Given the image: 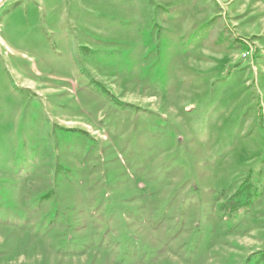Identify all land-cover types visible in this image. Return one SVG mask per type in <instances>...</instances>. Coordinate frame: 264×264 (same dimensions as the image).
I'll return each mask as SVG.
<instances>
[{"label":"rangeland","instance_id":"374dc122","mask_svg":"<svg viewBox=\"0 0 264 264\" xmlns=\"http://www.w3.org/2000/svg\"><path fill=\"white\" fill-rule=\"evenodd\" d=\"M0 264H264V0H4Z\"/></svg>","mask_w":264,"mask_h":264},{"label":"built area","instance_id":"2783aa9c","mask_svg":"<svg viewBox=\"0 0 264 264\" xmlns=\"http://www.w3.org/2000/svg\"><path fill=\"white\" fill-rule=\"evenodd\" d=\"M4 0H0V5L3 3Z\"/></svg>","mask_w":264,"mask_h":264},{"label":"crops","instance_id":"0c3cea01","mask_svg":"<svg viewBox=\"0 0 264 264\" xmlns=\"http://www.w3.org/2000/svg\"><path fill=\"white\" fill-rule=\"evenodd\" d=\"M2 4H3V3H2ZM2 4H1V5H2Z\"/></svg>","mask_w":264,"mask_h":264}]
</instances>
